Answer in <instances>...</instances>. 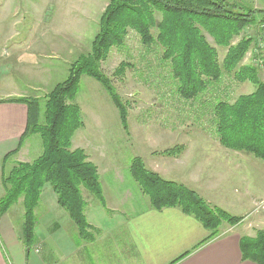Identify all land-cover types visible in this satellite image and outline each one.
Instances as JSON below:
<instances>
[{"label": "trees", "instance_id": "obj_1", "mask_svg": "<svg viewBox=\"0 0 264 264\" xmlns=\"http://www.w3.org/2000/svg\"><path fill=\"white\" fill-rule=\"evenodd\" d=\"M258 23L264 32L263 9L256 10L230 0H109L91 50L71 63L63 81L43 98L9 99L28 106V123L20 146L35 134L43 141V151L37 158L18 161L8 172H3L5 194L0 198V213H6L23 198L25 244L30 247L34 243L35 209L47 184L53 187L59 204L69 213L79 233L85 239L94 238L82 189L103 204L105 197L97 164L90 160L84 148H73L74 135L85 125L82 108L76 100L83 75L93 77L109 94L118 109L122 127L128 130V106L110 76L103 71L102 62L113 48L126 45L130 30L140 35L145 46L162 47V60L170 66L178 95L191 107L200 104L192 113L197 120L210 116L224 146L245 150L264 160V80L259 78L258 66L243 64L255 44L254 37L243 35V31ZM208 36L216 46L210 43ZM237 37L240 39L234 43ZM218 47L227 49L222 61ZM131 66L129 61H123L113 75L122 77ZM226 76L239 83L250 81L256 89L233 102L218 99L207 110L203 93L218 86ZM184 149L183 145L174 146L163 154L177 156ZM129 172L154 209L176 207L194 216L211 232L208 239L220 234L223 222L233 225L242 221L241 217L210 205L195 190L149 169L140 156L132 159ZM241 251L244 259L264 264V229L257 230L255 236H243Z\"/></svg>", "mask_w": 264, "mask_h": 264}, {"label": "crops", "instance_id": "obj_2", "mask_svg": "<svg viewBox=\"0 0 264 264\" xmlns=\"http://www.w3.org/2000/svg\"><path fill=\"white\" fill-rule=\"evenodd\" d=\"M17 30L5 33L11 36L8 40L13 41L15 34L20 38L28 37L12 42L1 69L4 78L0 82V198L5 193L3 172L12 168H6L7 162L14 159L15 165L18 161H31L25 157L28 154L26 142L31 136L20 146L27 128L28 106L9 99L27 97L29 90L45 91L47 95L53 89L49 83L51 69L41 61L45 45L49 49L52 43L37 35L38 28L34 26L28 34ZM33 78H37V84L32 83ZM44 78L46 81L48 78L47 83ZM224 80L203 94L207 110L218 99L233 102L256 89L255 86L230 101L232 92L220 87ZM205 129L216 132L214 125H206ZM103 141V137H99L93 142ZM82 142L83 139L75 145L73 139V148H84L100 174V163L91 157L89 148ZM183 145L185 149L180 155L163 154L173 158L167 162V172H179L163 175L164 178L195 190L212 206L234 216H244L242 221L235 225L225 223L222 233L208 239L211 232L203 223L179 208L156 210L150 202L140 205L138 199L128 203L117 201L112 208L104 190L103 204L83 188L86 216L94 228V238L88 240L79 233L69 213L59 204L53 187L47 184L35 209V240L30 247L23 240L24 219L17 218L21 210L15 208L18 204L0 213V264H257L243 258L241 238L254 236L257 230L264 229V212H254L256 202L264 199V160L254 154L228 149L219 136L187 141ZM201 146L204 152L196 148ZM20 216H24V209Z\"/></svg>", "mask_w": 264, "mask_h": 264}, {"label": "rangeland", "instance_id": "obj_3", "mask_svg": "<svg viewBox=\"0 0 264 264\" xmlns=\"http://www.w3.org/2000/svg\"><path fill=\"white\" fill-rule=\"evenodd\" d=\"M230 1L256 10H264V0ZM108 3L109 0H0V82L4 78L2 65L7 59L12 42L24 38L15 34L13 41L8 40L11 36L5 34L6 32L18 29L28 34V30L34 26L38 28L37 35L44 37L47 43H52L51 49H47L48 45H45L46 54L41 50L44 55L41 61L47 64V69H51L49 83L53 88L68 76L71 63L81 54L91 50L92 41L99 30L100 17ZM257 17L260 20L259 14ZM153 32L156 34V29ZM31 33H34L33 30ZM243 35H250L255 39V44L246 54L243 64L258 66L259 78L264 80V61H260L264 58V32L258 23L246 27ZM239 39L240 37L235 38L234 43ZM208 40L216 46L212 37L208 36ZM42 43L40 40L39 44ZM218 51L219 59L222 61L227 49L218 47ZM162 52L163 49L158 44L145 46L140 35L130 30L126 45L113 48L108 58L102 62L103 71L110 76L118 94L128 106L127 131L122 127L117 107L101 83L88 75H83L81 79V89L76 101L82 108L86 128L78 130L73 139L75 145L83 139V146L89 148L91 157L100 163L101 185L110 204H113L112 208L117 201L128 203L138 199L142 206L150 202L149 197L140 191L129 172L133 158L142 157L146 166L153 171L156 170L162 177L178 174V170L167 172L166 168L169 167L167 162L173 158L164 157V150L182 146L187 141L218 136L215 131L209 132L205 129L206 125L213 126L210 117L197 120L192 114L199 104L191 107L178 95L170 66L162 60ZM123 61H129L132 66L122 77L114 76V71ZM33 79L32 83L37 84V78ZM44 80L47 83L48 78L47 81L45 78ZM20 82L21 80L19 84ZM20 86L23 88V83ZM220 87L232 92L230 101H233L240 93L251 91L255 84L250 81L241 84L226 76ZM29 91H31L29 96L46 95L45 91ZM44 104L45 99L42 101L43 111ZM99 137H103V143H94L93 141ZM196 148L202 152L205 149L203 146ZM26 150L28 154L25 157L29 160H34L42 153L43 141L39 134L28 138ZM237 151L253 154L245 150ZM13 161L14 159H10L7 162V169L13 166ZM16 204L18 205L15 208L24 209L23 198ZM254 208V212H264V199L256 202ZM20 212L17 218L21 221L24 216L21 217ZM241 218L243 220L244 216ZM225 223L231 225L223 222L219 233L224 230L222 228Z\"/></svg>", "mask_w": 264, "mask_h": 264}, {"label": "built area", "instance_id": "obj_4", "mask_svg": "<svg viewBox=\"0 0 264 264\" xmlns=\"http://www.w3.org/2000/svg\"><path fill=\"white\" fill-rule=\"evenodd\" d=\"M260 61H262V62H263V61H264V58H263L262 60H260Z\"/></svg>", "mask_w": 264, "mask_h": 264}]
</instances>
